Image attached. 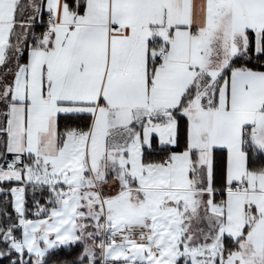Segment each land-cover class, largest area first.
I'll return each mask as SVG.
<instances>
[{
	"label": "snow or ice",
	"instance_id": "6c2138e0",
	"mask_svg": "<svg viewBox=\"0 0 264 264\" xmlns=\"http://www.w3.org/2000/svg\"><path fill=\"white\" fill-rule=\"evenodd\" d=\"M0 264H264V0H0Z\"/></svg>",
	"mask_w": 264,
	"mask_h": 264
}]
</instances>
